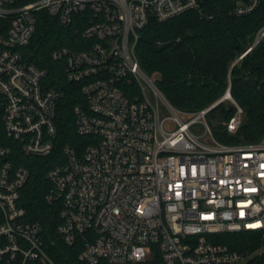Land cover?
<instances>
[{
    "label": "built area",
    "instance_id": "1",
    "mask_svg": "<svg viewBox=\"0 0 264 264\" xmlns=\"http://www.w3.org/2000/svg\"><path fill=\"white\" fill-rule=\"evenodd\" d=\"M229 1L235 16L264 2ZM40 10L80 27L75 48L51 52L82 96L72 108L71 144L61 143L55 123L61 92L23 53ZM188 11L206 15L203 0H0V264H55L41 225L20 203L29 178L21 160L30 156L51 162L44 199L59 206L62 240H79L80 264H264V138L223 143L207 119L228 102L235 112L222 124L229 134L238 129L243 110L230 76L213 104L182 112L135 53L150 19ZM260 44L264 24L231 66ZM238 234L248 235L249 248L224 243L237 244L227 236Z\"/></svg>",
    "mask_w": 264,
    "mask_h": 264
},
{
    "label": "trees",
    "instance_id": "2",
    "mask_svg": "<svg viewBox=\"0 0 264 264\" xmlns=\"http://www.w3.org/2000/svg\"><path fill=\"white\" fill-rule=\"evenodd\" d=\"M31 0H15L21 5ZM206 15L188 11L159 22L150 19L139 31L135 53L140 68L153 77L155 85L178 111L195 112L218 100L230 76L231 95L243 110L241 123L229 134L223 121L235 112L229 103H220L207 114L217 140L228 144L254 143L264 138V45L254 47L235 65L239 54L250 44L255 32L264 24V2L244 16L229 13V0H203ZM36 25L29 44L24 47L26 59L46 71L45 83L61 92L55 109V123L61 143L76 139L72 108L81 101L79 84L65 79L62 63L51 58L55 48H75L80 42V27L62 26L46 11L35 13ZM0 123V131H1ZM29 178L20 192V203L27 220L42 227L41 240L47 255L55 264H80L79 240L67 245L56 232L59 206L48 204L44 196L49 189L46 173L51 162L45 157H24ZM237 244L233 249L249 248L248 235H229ZM2 240H0L1 243ZM254 247V245H253Z\"/></svg>",
    "mask_w": 264,
    "mask_h": 264
},
{
    "label": "rangeland",
    "instance_id": "3",
    "mask_svg": "<svg viewBox=\"0 0 264 264\" xmlns=\"http://www.w3.org/2000/svg\"><path fill=\"white\" fill-rule=\"evenodd\" d=\"M151 77V76H150ZM151 78H153V77H151ZM225 104H227L228 102H224ZM213 104V103H212ZM211 105V104H210ZM209 105V106H210ZM208 107V106H207ZM206 108V107H205ZM202 129H195V133H197V134H201L202 133Z\"/></svg>",
    "mask_w": 264,
    "mask_h": 264
}]
</instances>
